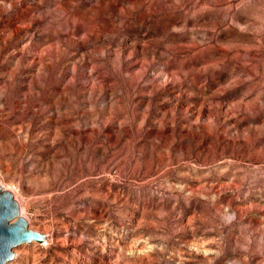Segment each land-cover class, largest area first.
Segmentation results:
<instances>
[{
    "label": "rangeland",
    "instance_id": "rangeland-1",
    "mask_svg": "<svg viewBox=\"0 0 264 264\" xmlns=\"http://www.w3.org/2000/svg\"><path fill=\"white\" fill-rule=\"evenodd\" d=\"M0 187L8 264H264V0H0Z\"/></svg>",
    "mask_w": 264,
    "mask_h": 264
},
{
    "label": "water",
    "instance_id": "water-1",
    "mask_svg": "<svg viewBox=\"0 0 264 264\" xmlns=\"http://www.w3.org/2000/svg\"><path fill=\"white\" fill-rule=\"evenodd\" d=\"M35 241L44 243L46 235L29 228L12 193L2 191L0 187V264L12 261L18 246Z\"/></svg>",
    "mask_w": 264,
    "mask_h": 264
},
{
    "label": "bare ground",
    "instance_id": "bare-ground-1",
    "mask_svg": "<svg viewBox=\"0 0 264 264\" xmlns=\"http://www.w3.org/2000/svg\"><path fill=\"white\" fill-rule=\"evenodd\" d=\"M2 191H4L2 188H1ZM22 214V213H21ZM22 216V215H21ZM36 242V241H35Z\"/></svg>",
    "mask_w": 264,
    "mask_h": 264
}]
</instances>
